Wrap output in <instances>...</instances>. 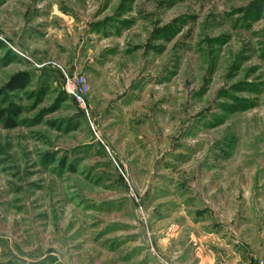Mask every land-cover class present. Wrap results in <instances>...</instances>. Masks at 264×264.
I'll return each mask as SVG.
<instances>
[{"label":"rangeland","instance_id":"1","mask_svg":"<svg viewBox=\"0 0 264 264\" xmlns=\"http://www.w3.org/2000/svg\"><path fill=\"white\" fill-rule=\"evenodd\" d=\"M189 218L264 264V0H0V264H181Z\"/></svg>","mask_w":264,"mask_h":264},{"label":"crops","instance_id":"2","mask_svg":"<svg viewBox=\"0 0 264 264\" xmlns=\"http://www.w3.org/2000/svg\"><path fill=\"white\" fill-rule=\"evenodd\" d=\"M186 220H188V221L185 222V223L184 222H182V223L179 222V224H181V227H180V225H177V227H176L178 229L177 237L179 236L180 232H182V234L180 236L183 235L181 246H183L184 243L186 242L185 246L183 247L184 250H182V255L184 253V259H182L181 264H194V263H198V264H219V263L214 262L215 259L211 257L212 256V254H211L212 251L210 249H208V246L205 247L207 251L204 250L205 248L204 249L201 248L200 251H198L196 249H193L191 246L188 247V245L191 244L190 243V239L193 238L195 240L196 239V235H195L194 231H193V233H190V234H188L187 231H188L189 225L190 224H195L196 222L193 221V219H191V218L186 219ZM209 232H213L215 234H212V237H207V238H204V239L212 238L213 240H215V239H218V238L224 236V231H222V230L218 231L215 228V226H212L211 229L209 230ZM186 234H187L188 237L186 236ZM185 236H186V238H184ZM204 239H199L201 241L200 244L202 245V247H203L202 240H204ZM219 240H221V239H219ZM163 254L164 255H169L166 250H163ZM233 254L236 257L235 260H232V259L230 260V257H229L228 261H226L224 263L222 262L220 264H247L245 261H243L240 258L241 257V253L234 252Z\"/></svg>","mask_w":264,"mask_h":264},{"label":"built area","instance_id":"3","mask_svg":"<svg viewBox=\"0 0 264 264\" xmlns=\"http://www.w3.org/2000/svg\"><path fill=\"white\" fill-rule=\"evenodd\" d=\"M88 81L87 79H80L79 83L76 86H73L71 82L66 85V93L69 96L74 97L77 100V103L85 106V96L88 91Z\"/></svg>","mask_w":264,"mask_h":264},{"label":"trees","instance_id":"4","mask_svg":"<svg viewBox=\"0 0 264 264\" xmlns=\"http://www.w3.org/2000/svg\"><path fill=\"white\" fill-rule=\"evenodd\" d=\"M30 81V75L27 72H19L15 74L8 83V88L10 90L24 89Z\"/></svg>","mask_w":264,"mask_h":264}]
</instances>
